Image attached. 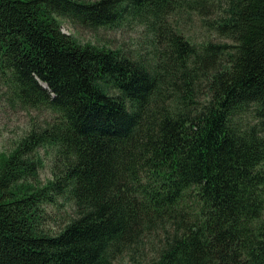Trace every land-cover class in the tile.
Instances as JSON below:
<instances>
[{
	"label": "trees",
	"instance_id": "16d2710c",
	"mask_svg": "<svg viewBox=\"0 0 264 264\" xmlns=\"http://www.w3.org/2000/svg\"><path fill=\"white\" fill-rule=\"evenodd\" d=\"M0 84V264H264V0H0Z\"/></svg>",
	"mask_w": 264,
	"mask_h": 264
},
{
	"label": "rangeland",
	"instance_id": "374dc122",
	"mask_svg": "<svg viewBox=\"0 0 264 264\" xmlns=\"http://www.w3.org/2000/svg\"><path fill=\"white\" fill-rule=\"evenodd\" d=\"M61 30L68 34H72L81 41H91L93 43H105L113 47L118 46H132L136 39L141 40L139 35L141 34V28L132 25L118 26L112 28H100L96 31H90L88 29L78 28L71 23L65 21L62 24ZM3 88L0 84V152L9 150L13 145V142L18 139L24 132L29 118L35 114L21 110L16 105H10L5 99L2 98ZM42 118V114H39ZM43 158V167L39 171V175L42 181L50 176L49 171V157L43 148L40 149ZM55 226L59 225V221L56 220L52 223ZM114 264H130L126 257L117 259Z\"/></svg>",
	"mask_w": 264,
	"mask_h": 264
}]
</instances>
